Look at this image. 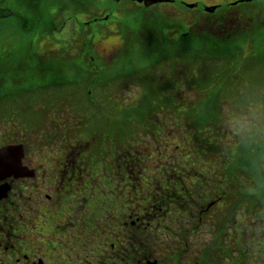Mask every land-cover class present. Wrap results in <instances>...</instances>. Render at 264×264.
I'll return each instance as SVG.
<instances>
[{
	"label": "flooded vegetation",
	"instance_id": "1",
	"mask_svg": "<svg viewBox=\"0 0 264 264\" xmlns=\"http://www.w3.org/2000/svg\"><path fill=\"white\" fill-rule=\"evenodd\" d=\"M168 3L187 14L159 10ZM239 4L252 10H237ZM210 5L216 7L207 10ZM144 6L148 15L157 14L170 45H188L177 40L207 19L221 25L223 17L233 29L231 38L246 33L239 45H264L251 44L255 31L247 34L251 25L261 26L264 0H167ZM101 19L107 23L100 26L104 34L123 33L116 9L83 23ZM12 63L0 57L3 71ZM4 79L0 75V150L8 151L0 157V264H264V186L235 185L239 180L227 176L239 172L216 168L162 164L146 170L139 167L143 159L133 142L111 138L107 146L106 132L100 142L96 136L74 138L68 127L48 132L52 124L39 110L52 101H41L39 90L25 91L26 83ZM12 116L18 120L11 122ZM145 172L147 177L139 175ZM149 173L157 176L151 179ZM135 177L146 180L141 191Z\"/></svg>",
	"mask_w": 264,
	"mask_h": 264
},
{
	"label": "rangeland",
	"instance_id": "2",
	"mask_svg": "<svg viewBox=\"0 0 264 264\" xmlns=\"http://www.w3.org/2000/svg\"><path fill=\"white\" fill-rule=\"evenodd\" d=\"M160 6L159 10L167 14L174 13L171 9L187 14L185 8L175 3ZM144 7L132 0H0V15L9 9L13 11L0 16V57L17 63L10 64L7 71L0 69V75L5 77L7 84L17 80L16 83H26L25 91H41V101L47 98L52 101L43 103L39 110L44 121L52 124L53 128L46 126V131L57 129L62 132L68 127L74 138L88 140L96 136L97 142L106 132L107 146L111 138L126 145L133 142L138 148L136 154L143 159L139 167L144 166L146 170L156 171L157 165L163 164L178 170L216 168L224 171L226 163L222 157L225 150L239 142L236 153H241L239 149L246 144L245 140L250 144H260L264 152V68L257 71L258 64L249 54L256 45L242 44L238 57L203 53L194 61H188L174 56L157 66H148L152 68L142 73L133 70L131 75H120L119 69L130 65L125 61L128 54L132 53V59L137 60L146 51L140 52L138 48L132 51L135 45L133 48L132 44L127 45L124 33L104 34L100 26L107 23L102 19L88 25L82 23L93 15L102 16L107 10L116 9L119 31L123 32L127 13L137 15ZM156 8L159 7L148 8L147 11L152 12ZM235 8L246 14L252 10L245 4ZM154 17L157 20V14ZM221 19V25L209 23L207 19L198 30L180 36L178 41L183 39L182 43L195 45H239L238 41L246 33L237 32L235 39L231 38L229 34L233 29H230L229 19ZM260 20L261 26L251 25L247 30V34L255 31L250 33L251 44L264 43V17ZM253 22L251 18L249 24ZM83 74L87 76L86 81L81 76ZM56 75L62 77L54 81ZM66 75L68 77H64ZM41 78V82L37 81ZM207 80L214 84L210 87L203 84L200 93L191 85L200 86ZM159 82L165 88L160 87ZM217 84L220 86L216 89ZM213 87L217 92L221 131L226 129L229 132L219 135L221 138L215 136L216 132L207 133L208 138L203 139L195 136L200 131L195 125L196 109L204 97L209 96L210 93L204 95L205 92ZM28 94L27 98L33 93ZM88 97L96 104L91 105ZM16 120L18 117H13L11 122ZM232 130L237 132L232 133ZM195 138L198 144L203 142L196 149H206V153H201L195 161L200 164L196 167L187 163L185 158L192 150L189 144L195 143ZM209 140L211 146L204 143ZM219 146L224 148L223 152ZM246 168L244 165L238 169ZM248 169L257 170V166L254 168L252 165ZM232 172H239V182L235 185L255 186V178L249 177L255 180L251 183L247 177L254 171ZM139 175L147 177L148 173ZM150 175L151 179L157 176L155 173ZM134 180L139 191L147 185L142 177Z\"/></svg>",
	"mask_w": 264,
	"mask_h": 264
},
{
	"label": "trees",
	"instance_id": "3",
	"mask_svg": "<svg viewBox=\"0 0 264 264\" xmlns=\"http://www.w3.org/2000/svg\"><path fill=\"white\" fill-rule=\"evenodd\" d=\"M5 9V8H4ZM10 10V9H9ZM7 10V11H9ZM146 9H143L142 12H137V15H133L132 13L128 14V19L123 23V33L126 38L127 45L132 44V48L134 47L135 51L137 48L138 51H146L142 57H139L136 59H132V53L128 54V59L125 60L128 64L127 67L119 69L120 75L123 74H133L131 71L134 70V72L142 73L146 71L149 68H152L154 66H157L161 62L169 59L170 57H179L180 59L188 60V61H194V59L197 56H201V54L206 53L211 56H227V55H234V57L240 56V48H242V45H195L194 43L188 44V45H170L168 40H166V33L158 24L156 18L153 16L154 13H151V15H145L144 13ZM6 11V10H5ZM13 12V11H12ZM11 10L9 11V14L12 13ZM146 17H149L147 19ZM145 20H148V23H144ZM83 23V22H82ZM129 39V40H128ZM130 39H135L136 41H133V43L130 41ZM128 40V41H127ZM173 42L172 40H170ZM184 42V40L182 39ZM182 41H180L182 43ZM125 42V44H126ZM177 43L179 41L177 40ZM169 44V45H167ZM198 44V43H196ZM139 45V46H138ZM146 45V46H145ZM131 48V49H132ZM252 51L249 53L253 59L254 63L258 64L257 71L264 68V45H256L251 48ZM239 50V51H238ZM263 52V53H262ZM147 54L149 56L146 59H142ZM172 59V58H170ZM240 60V59H238ZM152 66V67H148ZM190 78H188L187 81H189ZM195 81V80H192ZM208 81V80H207ZM212 81L209 80L208 82L201 83L200 86H197L195 84L193 87L196 88L198 93L201 92L203 89V84L208 85L209 87L212 86L214 83H211ZM193 83V82H192ZM147 83L145 82V85ZM160 87H164V85L159 82L157 83ZM219 84L216 85V89ZM220 86V85H219ZM208 88V87H205ZM212 89H209L205 92L204 95L209 94V96L204 97L203 101L200 103V106L196 109V122L195 125L200 129L199 133L195 136L202 137L203 139L208 138L207 133L213 134L216 132V137H222L224 133L229 132V130L225 129L224 131H221V120L219 119V114L217 110L218 106V99L216 96V91ZM214 91V92H213ZM139 116V114H138ZM237 131L232 130V133H236ZM222 135V136H219ZM192 136V135H190ZM214 139V135L212 140ZM246 141V144H243V146L240 147L241 153H236L237 145L234 143V146L229 145L227 150H225V153L222 157V160L226 163L224 166V171L232 172L233 170H241V171H254L250 172L251 174L247 175L248 182L249 180H252L251 183L255 182V186H263L264 185V169H263V158H264V152L261 151V145L260 144H250ZM222 142H224L222 140ZM203 143V142H202ZM202 143L198 144L197 139L195 138V143H190L189 145L192 147V150H190V153H187L186 155V161L187 163H191L194 165V167L200 165L195 163L196 160L199 159L201 153H206L205 150H198L196 149ZM207 146H211L212 142L204 141ZM177 149V146H176ZM220 151L223 152L224 148L222 146H219ZM244 156V157H243ZM243 157V159H240ZM255 157V158H253ZM236 159V162H235ZM250 160V161H249ZM249 161V163H248ZM253 161H256L255 163ZM247 167L246 169H238L239 167ZM252 165L257 166V170H250L248 168H252ZM250 176L254 177V179L249 178ZM227 177L238 179V175H228ZM243 184V183H242ZM244 185V184H243ZM253 186V184L251 185Z\"/></svg>",
	"mask_w": 264,
	"mask_h": 264
},
{
	"label": "water",
	"instance_id": "4",
	"mask_svg": "<svg viewBox=\"0 0 264 264\" xmlns=\"http://www.w3.org/2000/svg\"><path fill=\"white\" fill-rule=\"evenodd\" d=\"M136 1L143 2L145 5H149V4L154 3V2L167 1V0H136ZM236 2L237 1H233L232 3H236ZM189 5L192 6L193 3H190ZM215 7H216V5H210V6H206V9L207 10H213ZM7 153H8V151L6 150V148L1 149L0 150V157L3 155H6Z\"/></svg>",
	"mask_w": 264,
	"mask_h": 264
}]
</instances>
